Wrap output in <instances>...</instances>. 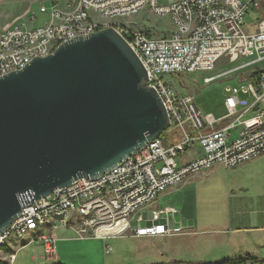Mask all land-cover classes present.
<instances>
[{
    "label": "built area",
    "instance_id": "1",
    "mask_svg": "<svg viewBox=\"0 0 264 264\" xmlns=\"http://www.w3.org/2000/svg\"><path fill=\"white\" fill-rule=\"evenodd\" d=\"M260 4V0H179L166 5L160 0H59L38 8L37 13L46 17L41 27L32 26L37 15L31 10L24 16L30 27L24 23L6 26L0 33V78L54 54L68 41L112 28L146 71L169 127L159 139L95 179L79 178L38 201L32 194L21 195V214L0 235V248L15 238L27 241L26 245L37 242L44 259L57 264L55 234L59 231L71 232L81 240L127 233L136 239L184 234L180 224L175 228L168 221L159 224L160 215L174 211L150 209L164 191L215 166L234 170L264 155V66L244 72L264 64V21L254 26V32L247 30L245 21ZM141 12L169 18L172 30L153 38L117 21ZM223 58L230 63L254 60L204 79L205 87L233 83L224 89L226 114L221 119L204 116L193 96L181 95L173 81H164L213 71ZM192 148L199 150L198 157L177 165L176 158ZM147 212L151 225L144 227ZM13 260L14 256L8 264Z\"/></svg>",
    "mask_w": 264,
    "mask_h": 264
},
{
    "label": "water",
    "instance_id": "2",
    "mask_svg": "<svg viewBox=\"0 0 264 264\" xmlns=\"http://www.w3.org/2000/svg\"><path fill=\"white\" fill-rule=\"evenodd\" d=\"M169 127L159 95L112 28L0 78V235L38 201L95 179Z\"/></svg>",
    "mask_w": 264,
    "mask_h": 264
},
{
    "label": "rangeland",
    "instance_id": "3",
    "mask_svg": "<svg viewBox=\"0 0 264 264\" xmlns=\"http://www.w3.org/2000/svg\"><path fill=\"white\" fill-rule=\"evenodd\" d=\"M59 0H0V33L5 29L6 26H18L24 23L25 26L30 27L28 20L25 19L27 12L29 10L33 11L37 15L36 21L32 26L41 27L46 21L45 16H40L37 13L38 8L44 3L49 6L50 3H58ZM262 10V9H261ZM261 10L259 13H261ZM146 12H141L138 15L131 16L129 18H118L117 21L124 24L135 26L138 23L143 22L150 23L149 26L151 32H155L154 35H163L164 32L171 28V21L169 18H158L150 15H146ZM138 21V22H137ZM247 30L249 32H254L255 28H250L253 25V21H250L246 17ZM254 27V26H252ZM164 31V32H163ZM254 60V58L241 59L236 62H229L225 58L221 59L217 65V68L213 71L206 72H195L194 74L184 75L182 78L179 77H167L164 78L165 82L173 81L175 88L178 93L190 94L194 98V103L201 110L204 116L212 115L216 119H221L224 117V89L228 86H232L231 82H219L212 83L204 86V79L209 77H216L220 73L231 70L233 68L243 67V65L248 64ZM262 65H256L248 67L244 70L245 74L259 69ZM180 83L182 86H180ZM188 149L185 150L183 154H180L176 158L177 165H181L187 161L189 158ZM212 177V176H211ZM211 177H208L211 178ZM207 183V182H205ZM184 184V183H183ZM181 184V185H183ZM215 182L212 181L211 184L203 186L202 188L215 187ZM179 185V186H181ZM160 197V196H159ZM157 198L152 207L156 210L162 209L165 199ZM199 199H202V193L199 194ZM214 201L213 205L210 206L212 211L216 212L220 207L219 198L216 195L212 196ZM202 210V209H201ZM199 226L210 228L212 225L217 226L221 224V216L217 212L213 215H205L204 211L198 219ZM47 231V230H46ZM183 235V234H179ZM57 241L55 244L56 261L57 264H153V263H165L160 262L161 249L163 247V255L168 256L172 253L179 254L182 256L181 261L184 262H209V261H222L231 258H243L246 256L257 258L264 262V251L258 250L257 246L247 245L244 255L240 256H221L216 253V248L205 237H196L189 241L184 240H172V238L167 239L163 244H154V241L146 238H133L128 233L125 235L114 236V238L106 239H90L81 240L76 238L71 232H57L55 234ZM152 242V244H151ZM27 241H22L17 238L10 239L6 242L3 248H0V264H7L9 260L13 258V264H54L44 259V250L41 245L36 243H30L28 245ZM39 245V246H38ZM161 245V246H160ZM23 246V247H22ZM6 258H5V257ZM166 258V257H165ZM164 258V259H165ZM163 261V260H162Z\"/></svg>",
    "mask_w": 264,
    "mask_h": 264
},
{
    "label": "crops",
    "instance_id": "4",
    "mask_svg": "<svg viewBox=\"0 0 264 264\" xmlns=\"http://www.w3.org/2000/svg\"><path fill=\"white\" fill-rule=\"evenodd\" d=\"M178 1L160 0V4L166 5ZM260 3L259 9H254L246 15L250 21L254 22L252 26L264 21V0H260ZM260 10L261 13H259ZM150 25L152 24L143 22L132 27L153 38L167 36L172 30L171 26L167 33L163 31V35H154L158 31L151 32ZM252 26L250 28H255ZM199 153L196 148L190 149L187 161L198 157ZM208 177L211 178L208 179ZM212 181L216 183L215 187L202 188L211 184ZM201 193L202 199H199ZM213 195L219 198L220 207L216 212L221 216V224L212 225L210 228L199 226L198 219L202 210L205 215L211 216L216 213L210 207L214 203ZM160 197L166 201L164 207L156 210L151 205L150 209L161 212L163 209L169 208L174 212L160 215L159 224L164 225L168 221V226L171 228H175L180 224L185 231L183 235L152 238L153 240L144 237L154 241L153 245L163 244L168 238L189 241L196 237H205L212 241L210 243L217 249L216 253L221 255L218 257L244 255L248 253L245 252V249L249 244H254L258 250L264 251V155L258 159L248 161V163L242 164L234 170L215 166L208 172L199 173V175L187 179L181 186L167 189ZM143 218L148 221L143 222L141 226L149 227L151 225L149 221L151 213H145ZM160 249L161 253L158 256L166 257L161 259L160 262L183 260L178 253H172L167 258L166 255H163L162 246ZM215 261L205 263H215Z\"/></svg>",
    "mask_w": 264,
    "mask_h": 264
},
{
    "label": "trees",
    "instance_id": "5",
    "mask_svg": "<svg viewBox=\"0 0 264 264\" xmlns=\"http://www.w3.org/2000/svg\"><path fill=\"white\" fill-rule=\"evenodd\" d=\"M153 264H202L200 262H184L181 260L178 261H168L165 263H153ZM203 264H264L263 261L258 260L257 258L254 257H243V258H232V259H227V260H222L218 261L215 263H204Z\"/></svg>",
    "mask_w": 264,
    "mask_h": 264
}]
</instances>
